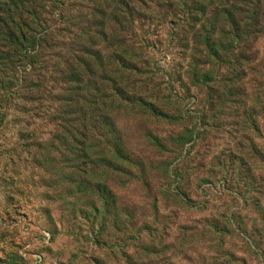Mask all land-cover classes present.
I'll list each match as a JSON object with an SVG mask.
<instances>
[{
    "label": "rangeland",
    "instance_id": "rangeland-1",
    "mask_svg": "<svg viewBox=\"0 0 264 264\" xmlns=\"http://www.w3.org/2000/svg\"><path fill=\"white\" fill-rule=\"evenodd\" d=\"M167 29L161 25L155 35L138 31L137 39L148 47L142 59L137 54L127 59L134 63V89L141 84L149 93L156 87L164 95L171 92L169 106L160 109L179 117L169 123L134 109L115 118L134 169L107 175L112 192L107 202L97 183L80 200L66 196L48 174L54 165L41 168L32 162L35 152H28L33 141L51 139L46 117L19 114L14 104L8 108L0 128V264H125L122 254L136 262L137 243L149 246L150 232L164 233L168 250L151 264H264V117L255 118L257 130L247 131L235 111L253 108L251 102L247 108L218 104L206 109L210 126H201L205 93L190 86L186 69L177 68ZM258 48L263 61L264 40ZM252 87L249 77L244 88L250 93ZM186 131L199 137L181 148L175 138ZM152 137L165 145L164 152ZM171 171L177 176L168 177ZM231 218L235 230L225 232L224 222ZM125 223L132 235L122 245L119 228ZM218 224L217 232L210 230ZM184 226L197 227L195 244L183 246Z\"/></svg>",
    "mask_w": 264,
    "mask_h": 264
},
{
    "label": "trees",
    "instance_id": "trees-1",
    "mask_svg": "<svg viewBox=\"0 0 264 264\" xmlns=\"http://www.w3.org/2000/svg\"><path fill=\"white\" fill-rule=\"evenodd\" d=\"M161 25H168L167 47L179 59L177 68L186 69L190 86L205 93L200 125L210 126L206 109L218 104L247 108L251 102L253 108L240 107L242 113L235 115L243 117L247 131L257 130L255 118L264 117V60L258 48L264 40V0L0 1V128L13 104L30 118L44 114L52 137L45 143L33 141L28 152H35L32 162L39 167L54 165L48 174L72 200H80L97 183L107 202L112 193L107 175L134 169L114 123L117 116L139 109L169 123L179 117L160 109L174 97L171 92L164 90V95L156 87L149 93L141 84L134 89L131 59L134 54L142 59L148 47L137 36L155 35ZM249 77L250 93L244 88ZM198 137L186 131L175 141L184 148ZM152 141L165 151L158 138ZM171 172L168 177L177 176ZM187 200H181L186 207ZM120 225L124 245L132 235L131 224ZM219 225L210 230L217 232ZM224 225L225 232L235 230L233 218ZM196 228L181 227L183 246L195 244ZM163 236L150 232L149 246L138 242L137 261L163 260L168 252ZM122 257L125 264H138L126 254Z\"/></svg>",
    "mask_w": 264,
    "mask_h": 264
}]
</instances>
